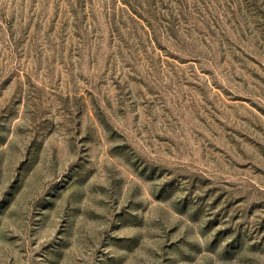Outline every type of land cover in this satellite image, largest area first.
Masks as SVG:
<instances>
[{"label": "rangeland", "instance_id": "obj_1", "mask_svg": "<svg viewBox=\"0 0 264 264\" xmlns=\"http://www.w3.org/2000/svg\"><path fill=\"white\" fill-rule=\"evenodd\" d=\"M0 264H264V0H0Z\"/></svg>", "mask_w": 264, "mask_h": 264}]
</instances>
